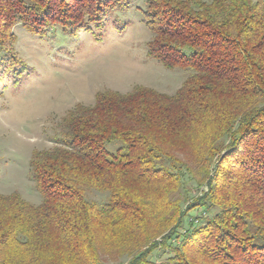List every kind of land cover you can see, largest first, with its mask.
<instances>
[{
  "label": "trees",
  "instance_id": "16d2710c",
  "mask_svg": "<svg viewBox=\"0 0 264 264\" xmlns=\"http://www.w3.org/2000/svg\"><path fill=\"white\" fill-rule=\"evenodd\" d=\"M130 1L0 0V86L19 75V22L77 34ZM143 16L148 55L191 73L174 94L105 90L71 110L32 153L42 202L0 193V264H264V2L146 0Z\"/></svg>",
  "mask_w": 264,
  "mask_h": 264
},
{
  "label": "rangeland",
  "instance_id": "374dc122",
  "mask_svg": "<svg viewBox=\"0 0 264 264\" xmlns=\"http://www.w3.org/2000/svg\"><path fill=\"white\" fill-rule=\"evenodd\" d=\"M145 7L146 0H131L127 10H114L77 34L59 26L34 34L21 22L12 29L20 62L18 78L0 86V193L42 202L30 166L33 151L53 148L68 113L78 104L94 105L98 92L128 93L143 86L174 94L182 86L190 69H167L148 55L152 33L144 22ZM6 58L0 51V68L9 64ZM120 145L107 143L111 151ZM184 182L187 199L199 194L195 181L185 176ZM88 197L102 202L106 194L89 191ZM203 210H192L188 221L206 219Z\"/></svg>",
  "mask_w": 264,
  "mask_h": 264
}]
</instances>
